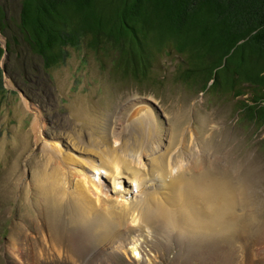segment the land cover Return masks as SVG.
<instances>
[{
    "label": "rangeland",
    "instance_id": "obj_1",
    "mask_svg": "<svg viewBox=\"0 0 264 264\" xmlns=\"http://www.w3.org/2000/svg\"><path fill=\"white\" fill-rule=\"evenodd\" d=\"M64 51L46 75L24 51L2 60L9 72L0 91V264H70L69 255L78 264H264V125L240 114L238 100L246 96H215L177 82L181 59L169 50H154L135 80L121 76L126 68L110 40L95 50L83 40ZM24 70L36 76L26 79ZM145 104L156 123L141 119L120 136L133 149H155L164 140L169 159L183 165L184 192L198 194L188 211L145 212L152 227L133 233L135 255L128 235L111 223L101 240L74 209L36 190L46 157L32 123L36 107L48 137L86 146ZM178 230L186 234L177 237Z\"/></svg>",
    "mask_w": 264,
    "mask_h": 264
},
{
    "label": "trees",
    "instance_id": "obj_2",
    "mask_svg": "<svg viewBox=\"0 0 264 264\" xmlns=\"http://www.w3.org/2000/svg\"><path fill=\"white\" fill-rule=\"evenodd\" d=\"M0 33V91L5 57L24 51L46 75L64 60L65 47L85 40L95 50L106 39L121 56L124 79L144 76L140 65L169 50L181 59L177 82L215 96H246L238 100L240 114L264 125V0L0 1Z\"/></svg>",
    "mask_w": 264,
    "mask_h": 264
},
{
    "label": "bare ground",
    "instance_id": "obj_3",
    "mask_svg": "<svg viewBox=\"0 0 264 264\" xmlns=\"http://www.w3.org/2000/svg\"><path fill=\"white\" fill-rule=\"evenodd\" d=\"M34 108L32 129L35 143L46 157L43 179L34 183L36 190L74 209L77 220L94 226L101 240L107 234L105 224L111 223L113 228L128 235L130 251L136 255L139 245L133 233L137 230L147 232L152 227V220L145 212L161 213L170 208L188 211L195 205L198 193L191 187V194L184 192L183 165L169 159V148L164 140L159 139L155 149L152 145V151L159 153L154 156L149 149L151 145L148 149H133L120 136L141 119L152 125L156 123L150 105H142L134 113L128 114L118 129L113 124L105 136L100 135L94 142L87 140L86 146L76 143V140L65 141L61 136L48 137L43 129L44 120ZM114 133L119 137L113 136ZM185 234L178 230L177 237ZM191 239L192 242L196 238L192 236ZM50 243L54 247L53 252L59 254L60 248H56V243L52 239ZM68 261L78 264L70 255Z\"/></svg>",
    "mask_w": 264,
    "mask_h": 264
},
{
    "label": "water",
    "instance_id": "obj_4",
    "mask_svg": "<svg viewBox=\"0 0 264 264\" xmlns=\"http://www.w3.org/2000/svg\"><path fill=\"white\" fill-rule=\"evenodd\" d=\"M5 48V46H3ZM19 92L23 95V92L21 90H19Z\"/></svg>",
    "mask_w": 264,
    "mask_h": 264
}]
</instances>
